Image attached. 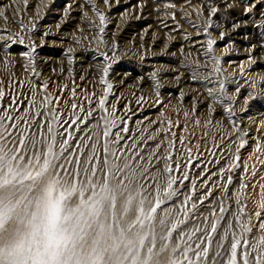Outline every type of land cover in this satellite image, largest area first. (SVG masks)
<instances>
[{
    "label": "rangeland",
    "instance_id": "obj_1",
    "mask_svg": "<svg viewBox=\"0 0 264 264\" xmlns=\"http://www.w3.org/2000/svg\"><path fill=\"white\" fill-rule=\"evenodd\" d=\"M142 2L121 0L117 4L116 0H110L109 7L103 0H28L26 7L24 0H0V11L7 16L6 20L0 17V87L7 94L19 95L17 89L28 91L19 88L20 82L27 84L31 80L40 93L38 102L44 95L53 100L51 106H41L45 108L43 113L37 107L28 114L31 94L28 98L20 96V102L13 106L20 118L5 119L8 113H0V138L9 148L25 150L44 165L73 180L79 179L83 190L94 192L95 207L116 200L134 203L143 212L138 254L143 251L144 264H264V160L250 156L251 148L241 150L242 162L250 168L255 166L258 174L252 177L241 168L235 185L230 186L232 194L228 195L226 181L218 172L225 161L221 158L220 164L214 163L226 139L216 132L203 135L207 132L205 122L213 119L208 110L212 101L180 68L182 61L199 60L204 64L205 57L199 47L190 48L180 35L166 39L168 30L157 22L167 18L156 14V4L144 9L141 18L134 6ZM182 2L187 5L189 0ZM191 2L203 6L202 0ZM215 3L219 8L218 31H225L234 41L230 49L228 38L221 41L218 31L213 32L217 39L216 55L224 58L226 74L241 83L245 76L257 82L255 89L242 88L238 96L235 85L229 87V94L236 98L240 127L251 129L250 136L264 139V133L258 132L257 126L248 120L252 117L258 123L264 122V104L256 100L245 103L247 91L261 94L264 27L260 25L264 24L261 15L264 7L248 15L241 0H215ZM90 4H95L96 9ZM228 4L234 7L229 9ZM69 5L71 12L65 15ZM97 9L109 21L103 34L93 30L99 26ZM234 22L242 25L238 32L232 28ZM184 30L196 35L187 24ZM44 32L49 33L48 37L43 36ZM18 37H23L24 44H12L5 51L9 38ZM162 37L164 43L171 45L167 55ZM101 38L104 43H100ZM33 43L38 45L35 59L38 78L33 77L31 65L21 55ZM68 49L73 50L70 55L75 57L72 64L65 55ZM101 52L112 58L107 79L114 86L103 111L98 107L105 88L100 82L105 66ZM172 52L176 55L172 56ZM250 55L255 64H249ZM241 65L245 70L243 76ZM157 69L163 85L162 107L153 106L156 95L148 79ZM177 72L182 73L183 79H176ZM44 82L48 83L46 90ZM73 87L78 108L65 109L64 104L73 100ZM180 92L184 93L183 101ZM139 96L145 98L141 103H137ZM8 103L10 95L0 102V107L7 109ZM80 107L90 108L93 115L81 112ZM213 107L217 108L215 119L219 125L231 133L230 124L220 117V109L215 104ZM184 110L189 113L187 117ZM197 118L201 120L200 126L194 123ZM167 120L179 127L169 129ZM171 132L176 133L177 139L169 144ZM179 137L184 138L183 145ZM213 138L218 146L215 149ZM186 149H191L192 164L185 155ZM197 163L201 167H196ZM214 172L217 175H212ZM186 174L187 180L183 179ZM241 175L249 187L236 190Z\"/></svg>",
    "mask_w": 264,
    "mask_h": 264
},
{
    "label": "bare ground",
    "instance_id": "obj_2",
    "mask_svg": "<svg viewBox=\"0 0 264 264\" xmlns=\"http://www.w3.org/2000/svg\"><path fill=\"white\" fill-rule=\"evenodd\" d=\"M89 191L0 138V264H144L143 212Z\"/></svg>",
    "mask_w": 264,
    "mask_h": 264
},
{
    "label": "snow or ice",
    "instance_id": "obj_3",
    "mask_svg": "<svg viewBox=\"0 0 264 264\" xmlns=\"http://www.w3.org/2000/svg\"><path fill=\"white\" fill-rule=\"evenodd\" d=\"M106 5H110V0H103ZM117 4H120L121 0H116ZM25 6L27 7L28 0H24ZM241 3H245L244 12L248 15H251L254 10L259 7H264V0H259V3H253V0H241ZM150 4H156L157 10L156 14L160 15L163 14L164 17L167 19H161L157 23L158 25L168 30L169 35L166 37L167 40L173 39V34L180 35L181 38L185 41V43L190 48L199 47L202 51L203 56L205 57V63L200 64L199 60L193 62H181L180 68L183 70V73H187L188 78L199 84L201 88L204 89V92L207 95V98L212 101L208 105L209 113L212 115L213 119L208 120L205 122V126L207 128V132L203 133L205 137L208 136L211 132H216L217 135L221 139H226V143L223 145L222 151L219 153V157L215 159L214 163L220 164V159H224L225 164L222 165L218 172L219 176L222 180L226 181V185L228 186V195L232 194V190L230 186L235 185L236 183V174L239 172L241 168H243L244 174L251 173L252 177H255L258 174V170L255 166L251 168L246 162H242V151L246 150L247 148H251L252 151L249 153L250 156H256L259 160H264V139H260L259 137L250 136L251 129H246L240 127L242 124V120L239 118V114L236 112V98L229 94V87L235 85V92L237 96L241 93L242 88L247 89H255L257 87L256 81H249L247 77H244V82L237 80L235 77L226 74L224 67H223V57L216 55L215 46L217 45V39L213 36V32L218 31L220 25L216 23V19L219 18V8L217 7L215 0H202V4H193L191 0L185 5L182 0H143L142 3L135 5L134 7L137 8L141 13V18H143L144 9H146ZM93 9H96L95 4H90ZM227 7L232 9L234 6L232 4H228ZM71 12V5H69L65 9V15H69ZM205 13H207L205 15ZM96 14L99 17V26L94 27L93 30L97 31L100 34L105 33L107 25H108V17L104 14L96 10ZM86 17V13L84 14ZM243 15V14H241ZM264 16V13H261ZM0 17H4L5 20L7 16L5 12L0 11ZM183 21V22H182ZM21 26L23 27L22 21L20 22ZM187 26L196 33L195 36L192 33L187 32L184 30V26ZM59 27V25H57ZM151 27V26H149ZM242 27L241 24L233 23L232 28L234 31L238 32ZM260 27H264V24H261ZM33 29H36V25L33 24ZM219 38L221 41H224L225 38H228V47L231 49L234 41L231 40V37L225 31H218ZM49 33L44 32L43 36L48 37ZM261 35H264L262 33ZM164 39L162 37L161 43H164ZM24 44L23 37H18L16 39H11L6 42L4 45L5 51H7L12 44ZM75 43H80L79 41H75ZM100 43H104L103 39L101 38ZM37 47L35 43H33L28 50L23 51L21 55L27 58L29 64L32 67L33 77L38 78V74L35 71V59L38 55ZM117 50H118V46ZM171 45L168 43H164V54H169V49ZM254 51V49H251ZM87 51V49H85ZM184 52V45L180 46V54L183 55ZM73 53L72 49H68L67 53H65L66 58L68 59V63H74L75 57L74 55H70ZM100 56L103 57L105 66L102 68V76L100 78L101 84L105 85L104 93L99 98L98 107L100 110H105L106 102L108 101L109 96L112 94L113 84L109 82L107 79L109 76L110 71L112 70V63L109 62L110 58L107 52L99 53ZM172 56H175L176 53L172 52ZM115 56V52L113 53ZM249 64H255L256 60L253 56L248 57ZM242 69V76L244 75L243 65H241ZM143 79V77H141ZM148 79L151 81L152 87L155 90L156 99L153 101V106L159 105L164 106V101L161 99V92L160 89L163 87L161 84L160 79V70L157 69L156 71L152 72ZM176 79L180 80L183 79V75L180 72H177ZM259 85L261 86V94H257L254 91H247V96L245 98V103L247 104L249 100H256L259 103L264 104V76L260 78ZM67 87V86H65ZM20 89L27 88V92H22L17 89L19 95L16 93L7 94L3 87H0V102L5 101L6 96L10 95V103L7 104V109L4 107H0V113H8V116L5 119L11 117L12 120L20 118V115L16 113L14 105H17L20 102V96H24L28 98L29 94H31V98L29 100V108L28 114H31V111L37 107H40L41 113L45 111L43 106H51L53 104V100L49 95H44L42 100L38 98L40 93L37 91L35 87H33L32 81H28L27 84L24 82H20L19 85ZM43 88L46 90L48 88V83H43ZM71 95L73 100L67 101L64 104V108H71L77 109L78 104L75 102L76 98V88L73 87L71 89ZM181 101L184 99V93L180 92ZM143 96H139L137 98V103H141L144 101ZM197 101H194V104H197ZM91 104V101H89ZM215 104L220 109V117L222 120L227 121L231 128L232 132L229 133L227 129H225L222 125H219V122L215 119L217 108L213 107ZM247 110V109H246ZM59 110H57L58 112ZM81 112H85L86 115H93L92 111L89 109H85L80 107ZM115 113V108L112 109ZM27 114V115H28ZM188 111L184 110L183 115L185 117L188 116ZM116 115V114H115ZM77 119H81L77 117ZM76 119H73L75 121ZM249 123L254 124L257 126L258 132L264 133V122L258 123L254 118L248 117ZM194 123L197 126L201 125L200 119H195ZM167 124L169 129L173 127H179L178 124L173 125L171 120H167ZM186 127V126H185ZM125 131H129L127 127L124 128ZM143 132V128L140 129ZM172 139L169 141V144H172L173 141L177 139L176 133H170ZM151 136V133L148 134ZM145 136V137H148ZM155 139V137H153ZM179 141L181 145L185 143L183 137H179ZM159 146V145H158ZM213 149L218 147L215 142V138H213ZM179 154V153H177ZM185 155L188 157L189 164H192L193 161L191 160V149L185 150ZM213 155H216L213 152ZM168 159H171L170 157ZM196 167H201L199 163L195 164ZM212 175H217V173H212ZM183 179H188V174H186ZM195 185V181L192 182ZM249 187V183L246 181L245 176H240V182L236 190L239 189H247Z\"/></svg>",
    "mask_w": 264,
    "mask_h": 264
}]
</instances>
